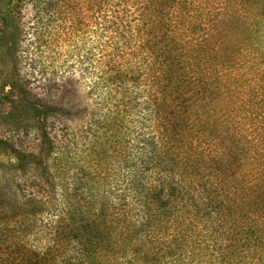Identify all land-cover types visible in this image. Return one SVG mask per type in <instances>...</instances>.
I'll use <instances>...</instances> for the list:
<instances>
[{
  "label": "trees",
  "instance_id": "16d2710c",
  "mask_svg": "<svg viewBox=\"0 0 264 264\" xmlns=\"http://www.w3.org/2000/svg\"><path fill=\"white\" fill-rule=\"evenodd\" d=\"M28 1L77 57L48 160L0 163V264H264V0Z\"/></svg>",
  "mask_w": 264,
  "mask_h": 264
},
{
  "label": "rangeland",
  "instance_id": "374dc122",
  "mask_svg": "<svg viewBox=\"0 0 264 264\" xmlns=\"http://www.w3.org/2000/svg\"><path fill=\"white\" fill-rule=\"evenodd\" d=\"M7 10H10L8 16ZM36 21L28 0H0V140L8 141L15 150L0 145V163L8 167L21 164L20 158L14 160V152H31L37 159L42 156L48 160L47 138L42 136L40 129L48 138H52V133L42 121L44 115L40 117V112L47 113V106L65 115L66 101L61 100L64 94L53 84L61 85L64 77L74 73L72 67L76 66L77 56L69 47L59 49L55 45L36 43V30L40 27ZM43 38L47 42L56 40L57 32L46 27ZM59 105H65L64 109ZM63 124L80 129L83 122L71 118L59 126ZM36 158L31 156L23 163L32 166L28 170L34 174L39 172L34 169L38 163Z\"/></svg>",
  "mask_w": 264,
  "mask_h": 264
}]
</instances>
